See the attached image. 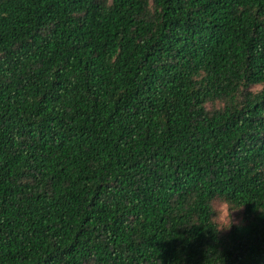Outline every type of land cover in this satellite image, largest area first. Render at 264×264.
I'll return each instance as SVG.
<instances>
[{"label":"trees","instance_id":"16d2710c","mask_svg":"<svg viewBox=\"0 0 264 264\" xmlns=\"http://www.w3.org/2000/svg\"><path fill=\"white\" fill-rule=\"evenodd\" d=\"M0 264H264V0H0Z\"/></svg>","mask_w":264,"mask_h":264},{"label":"clouds","instance_id":"9594fccd","mask_svg":"<svg viewBox=\"0 0 264 264\" xmlns=\"http://www.w3.org/2000/svg\"><path fill=\"white\" fill-rule=\"evenodd\" d=\"M210 208L213 216L212 221L216 226L218 234L231 231L232 227L237 224L234 219V213L242 212L245 207L235 208L228 200H214L210 202Z\"/></svg>","mask_w":264,"mask_h":264}]
</instances>
